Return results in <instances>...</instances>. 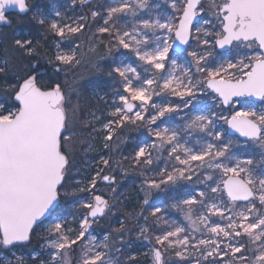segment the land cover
I'll return each instance as SVG.
<instances>
[{"label":"snow or ice","instance_id":"1","mask_svg":"<svg viewBox=\"0 0 264 264\" xmlns=\"http://www.w3.org/2000/svg\"><path fill=\"white\" fill-rule=\"evenodd\" d=\"M77 2L83 8L90 0H70L74 9ZM133 2L115 0L103 13L90 8L69 16L55 0H48V9L36 0H0V24L13 26L7 10L14 9L19 23L39 28L35 35L29 29L0 38V264H69L68 253L77 250V264H121L116 254H123L133 232L151 245L153 264H171L173 255L177 264H264V170L257 173L255 155L246 151L259 149L264 164V0L214 3L215 23L203 21L208 27L197 26L203 0H164L179 15L178 26L173 15L151 18L158 4ZM138 9H149L150 18L130 29L121 24ZM93 26L92 38L108 37L107 52L92 62L96 73H104L101 61L121 49L140 62L133 67L124 54L112 59L106 116L85 112L77 75L85 58L76 41ZM42 62L53 75L71 74V83L45 80ZM198 96L212 103L195 102ZM173 116L183 124H173ZM141 130L149 139L136 137L124 154L128 134ZM181 133L202 134L196 140L201 146L188 147ZM97 139L104 151L93 162L95 171L77 168L78 156L93 150L89 140ZM233 147L245 151L236 154ZM165 151L175 164L148 175L159 159L154 152ZM123 161L144 177L141 209L118 219V226L109 223L112 231L98 242L94 227L122 204L117 175H127ZM217 173L224 177L219 182ZM194 177L203 190H189ZM101 184L110 192L100 191ZM166 201L183 213L187 228L165 219L160 205ZM194 206L206 209L195 220ZM33 241L40 251L17 255ZM136 255H127L128 264Z\"/></svg>","mask_w":264,"mask_h":264},{"label":"rangeland","instance_id":"2","mask_svg":"<svg viewBox=\"0 0 264 264\" xmlns=\"http://www.w3.org/2000/svg\"><path fill=\"white\" fill-rule=\"evenodd\" d=\"M40 3L43 4V6L40 7H44L46 9H48L50 6L48 5V0H36ZM55 2L60 6V10L62 12H66L67 15L69 16H76L79 15L80 13V8H78V6H75V9L73 8V6H71L70 4V0H55ZM222 0H203V4L204 7H208L210 8V11H206L204 8V11L200 13L199 16V23L197 24V26H203V27H208V25H205L203 23V21L209 20L215 23V12L213 11L214 9L211 8V5H213L214 3H221ZM102 3H106V7L105 9L110 6L113 5L115 3V0H93L88 6H91V8H94L96 10L101 11L102 13L104 12V10L99 9L100 4ZM77 4L79 5V3L77 2ZM150 4H158L159 8H155V9H151V18H159L161 20H163V16H158V13H164L165 15H173L174 16V23L177 25L178 21H179V15L175 14L172 12V9H170L168 7V5L164 2V0H150ZM133 6H135V0L133 2ZM89 11V10H88ZM10 18L13 19V24L15 23L16 20H18L19 18L17 17V14H11L9 15ZM149 9H138V15L136 17H131V16H124L121 17V24L127 23V27L130 29L132 23L135 20H139V19H149ZM100 23H102V21H99ZM2 28V27H1ZM0 28V30H1ZM15 32H19L18 29H15ZM87 32V31H86ZM96 32V29L93 28L91 33L88 34L87 38L84 40H82V47L80 49V51L83 53L84 58L87 59L86 60V65L84 66V64H82L79 68L81 69L80 71H78L77 69V75L83 77V79L81 80V85L82 83H87V85H89V94L90 97L93 98V100L97 103L96 107L92 110H94L96 112L97 116H100L101 114H104L106 116L107 111H108V106L111 104V96L112 93H106L102 90H100L97 85H90L88 82V79L91 78L92 74L91 72L94 71L92 68V62L96 60V53H97V49H96V44L93 42V34ZM157 34L159 35V32L157 31ZM149 35H151V33H149ZM174 35V34H173ZM96 36L98 38L95 39L96 43H99L100 41V34L96 33ZM105 43V51L107 50V45L108 42L105 40H102ZM77 42V41H76ZM81 42H77V43H81ZM191 44L193 47H195L196 45V41H191ZM67 47V45H66ZM149 47H154V45H149ZM173 53L172 49H170V54ZM121 54H124L127 56V63L132 64L133 67H136L138 64H140L139 61L136 60V58L131 54L126 52V50L121 49L119 52H114L112 57H109V59L106 60H102L101 64L105 61H109L111 63L112 59H115L119 56H121ZM185 54V53H183ZM187 56V54H186ZM175 58V57H174ZM178 64H184V61H179L177 60ZM138 71L142 72V68H138ZM182 72V69L180 67L176 68V74L180 75ZM69 75V77H68ZM66 76V74H63V77H61V80L64 82L65 79H67L68 83L70 84L72 81V76L71 74H68ZM144 75H149L148 73H145ZM93 76L95 78H97L98 74H96V72L93 74ZM100 97H104V99H100ZM154 99H156L154 97ZM175 100L176 98H170ZM107 101V103H106ZM178 102V101H176ZM195 102H206L208 104H211L212 101L208 100L205 97H200L198 96V100ZM187 111V110H186ZM227 114V113H226ZM183 115V114H181ZM184 121L178 119L177 117L173 116L172 118V123L173 124H179L182 125ZM99 127V125H97ZM99 135V134H97ZM200 135L202 134H196L193 133V135L191 137H188L186 134L181 133V137H182V141L183 140H187V146L191 147L193 149H198L201 145H198L196 143V140L200 138ZM146 136H147V132H146ZM149 139L148 136L146 138V140ZM203 140H210L209 137H203ZM89 143H92L94 145L93 150L89 151L88 153H86L85 156V160H84V171L88 172V171H95V168L93 166V162H99V154H103V149H102V145L99 139L95 140V141H91L89 140ZM88 146V145H87ZM233 153L236 154H241L242 150H239L238 147H233L232 149ZM154 159L156 157H159L158 160H156V164H155V168L154 171L151 172L149 175H154L155 171H158L159 168H163L166 165L170 168L173 164H175L174 160H169L167 157V152L165 151V153H160V152H154ZM264 170V166L261 167H256V171L257 173H259L260 171ZM205 172H208L210 170H203ZM224 177L222 176V174L217 173L214 177V179L216 180V182H219V180L223 179ZM200 179H203V175L200 176ZM214 186V185H213ZM222 187V185H221ZM141 188V184L139 183V185L136 186H129L127 189L123 190L122 193V204L126 207L127 210V214L131 213V215L135 216L139 213L140 209H141V204H142V199H143V193L140 191ZM189 190L195 191V190H203L204 189V185L200 184L199 182H197L195 180L194 177V182L190 185H188ZM100 191L104 192V193H109L110 189L107 188L105 185L100 186ZM121 193V192H120ZM209 195L211 196L212 194L209 193ZM224 199L226 200L227 197L225 195ZM214 202V201H213ZM170 201H166L165 204L160 205L162 208H166L165 213H164V217L166 220L171 221V220H176L177 223L181 224L184 227H188V222L184 219L183 213H181L178 209H172L170 207H166V205L170 204ZM196 208V210L193 213V219L195 220L197 218V216L200 214V211H205L206 209H200L198 206H194ZM63 210H65V213H67L69 211V209H67V207H63ZM187 210V209H186ZM149 211V210H148ZM144 215L145 214L144 212ZM108 217V216H107ZM106 218V217H105ZM103 219L104 221L100 222L98 225H96L93 229V234L97 236V241H101L103 239V235L106 231V229H104V225H108L107 219ZM121 219V218H119ZM214 220H217V217H213ZM141 223H143V220L141 219ZM102 225V226H101ZM160 227L161 228H166L167 225L163 224V222H160ZM201 228H203V225H201ZM190 230V229H189ZM197 235H199V233H197ZM128 235H126L125 239L127 241V244L124 246L123 248V254H116L119 259L121 264H128V261L126 260L127 255L131 254V253H136V260L134 262V264H153V258H152V253H151V245H149L147 242L141 243L139 241L136 240V234L135 232L133 233L132 237H127ZM40 251V247L38 250H36V252ZM6 255H10L7 254ZM17 255H23L24 257H28V254H18ZM80 253L79 250H77L75 253H68L66 259L68 260L69 264H77V259L79 257ZM171 264H177L174 255L173 258L171 260Z\"/></svg>","mask_w":264,"mask_h":264},{"label":"trees","instance_id":"3","mask_svg":"<svg viewBox=\"0 0 264 264\" xmlns=\"http://www.w3.org/2000/svg\"><path fill=\"white\" fill-rule=\"evenodd\" d=\"M36 4L38 6H43V4L38 2V1H36ZM77 6L81 10L79 15L80 14H87L88 10L91 8V6L82 8L78 4H77ZM105 7H106V3H102V4H100L99 9L104 10ZM204 8H205L206 11H208V12L210 11V8H208V7H204ZM213 11L215 12V10H213ZM23 19L27 20V17H24ZM93 28H95V26L91 27L87 32H85L77 40V42H81L83 39L85 40L87 38L88 34L91 33ZM15 29H18V31H21V30L27 31V30L31 29V31H32V33L34 35L38 34V32H39L38 26L33 25L31 23H23L22 24V23H19L18 20H16L12 27H9V28L2 27L1 28V30H0V38H3V39L10 38V36L13 34V32H15ZM95 39H93V42L96 44V49H97V53H96L97 57H96V59H97L100 56H103L107 52V50L105 51V43L104 42L100 43V41H99V43H96ZM99 39L100 40L102 39V40H105V41L108 42V37L106 35H104L103 37H100ZM216 51H217V53L220 52L218 50H216ZM170 55H172V53ZM182 56L184 58H187L186 53L182 54ZM175 58H177V60H179V61H184V59H181L179 57H175ZM107 59H109V58H107ZM86 60L87 59H85L84 63H82V64H84V66L86 65ZM109 64H110L109 61L103 62L102 65L104 66V69H105L104 73H96V74H98V76H97V78H95L93 76L95 71H92L91 72V74H92L91 78H89L88 81H86V82H88L90 85H94V86L97 85V87L100 90H102V91H104L106 93H112V88H113L112 81L106 74ZM42 66L46 70V74L44 75V79L45 80H47L49 77H51L53 80H58L59 82L63 83V81L61 80V77H63V74H65L64 72H60V73H58L56 75H53V70H52L51 66H49L45 62H42ZM80 70L81 69L78 68V71H80ZM68 77H69V75H68ZM82 87L84 88V90L86 92V95H85L84 100L82 101V103L87 104L88 107L84 109L85 112H87L89 108L94 109L96 107L97 103L93 100L92 97H90V95H88L89 94V88H88L89 85H87V83L84 82V83H82ZM79 135H80V133H79V130H78V136ZM128 135L131 137V139L128 140L127 144L123 148V152L126 155L131 152L132 146L135 143V138L136 137L139 136V137H143L144 139L147 138L146 131H144V130H141L140 132H131ZM87 136H88V132L85 131V132H83L81 138H84V137H87ZM84 147H87V144H85ZM239 150H242V149L239 148ZM242 151H245V150H242ZM246 151H247V153H251V154L255 155V159L257 161V167L258 168L261 167V166H264V164H260L259 163V161H260V150L259 149L254 148V147H250ZM85 156H86V154H83V153L80 156H78V158H77V168H80L82 170L84 169ZM122 164H123V168L126 169V171H127V175H119V174L117 175V180L119 181V191L121 192L120 200L122 199L123 190L127 189L129 186H136V185H139V183L142 184V181L144 179V177L140 174V172L138 170H134V168L129 165L128 161H123ZM102 186H104V185L102 184ZM62 211L65 212V210H63V209H62ZM126 214H127L126 207L123 204H121V206L115 210V215L109 214V216L106 217L105 219H107L108 225H109V223H111L113 226H118L116 224V221L119 218H123ZM145 214L149 215V211L146 210ZM102 221H104V220L102 219ZM102 221H100V222H102ZM108 225H104L103 228L106 229L107 232H110V231H112V228H109ZM130 227H131V225H130ZM133 233L130 236H127V237L131 238ZM39 247H40V245L38 243H36V241H33L32 245H29L28 248H23V249L18 250L17 253L18 254H22L23 253V254L30 255V252L38 250Z\"/></svg>","mask_w":264,"mask_h":264},{"label":"water","instance_id":"4","mask_svg":"<svg viewBox=\"0 0 264 264\" xmlns=\"http://www.w3.org/2000/svg\"><path fill=\"white\" fill-rule=\"evenodd\" d=\"M93 0H90V2H89V4L92 2ZM8 11H11V12H13V13H16V10H14V9H9V10H7V12ZM198 20H199V17H198ZM195 23V22H194ZM178 24H179V21H178ZM178 24H177V26H178ZM0 26H5V27H9V26H7V25H2V24H0ZM177 45H178V42H176V44H174L173 45V48H172V52H175V50H176V47H177ZM180 47H185V46H180ZM218 51H222V50H220V49H217ZM180 55H182V54H180ZM258 103V102H257ZM240 140H244V138L243 137H240L239 138ZM238 203H242V202H238Z\"/></svg>","mask_w":264,"mask_h":264},{"label":"flooded vegetation","instance_id":"5","mask_svg":"<svg viewBox=\"0 0 264 264\" xmlns=\"http://www.w3.org/2000/svg\"><path fill=\"white\" fill-rule=\"evenodd\" d=\"M7 14H8V15H11V14H17V13H13V12H11V11H8ZM1 27H2V26H0V28H1ZM45 74H46V72H45Z\"/></svg>","mask_w":264,"mask_h":264}]
</instances>
